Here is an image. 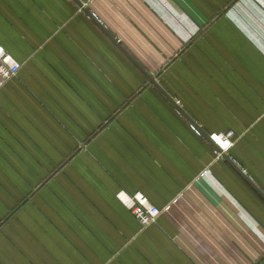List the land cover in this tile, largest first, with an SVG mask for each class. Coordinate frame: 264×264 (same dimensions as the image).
<instances>
[{
    "label": "crops",
    "instance_id": "1",
    "mask_svg": "<svg viewBox=\"0 0 264 264\" xmlns=\"http://www.w3.org/2000/svg\"><path fill=\"white\" fill-rule=\"evenodd\" d=\"M0 46V264H264V0H0Z\"/></svg>",
    "mask_w": 264,
    "mask_h": 264
},
{
    "label": "built area",
    "instance_id": "2",
    "mask_svg": "<svg viewBox=\"0 0 264 264\" xmlns=\"http://www.w3.org/2000/svg\"><path fill=\"white\" fill-rule=\"evenodd\" d=\"M20 68V63L16 62L6 53L2 46H0V77L2 79H7L18 73ZM192 128L200 134L199 130H197L194 125H192ZM233 134L234 131H229L226 134H219L216 138H214V140L220 145L218 138H222L226 142V146L223 147V149H225L231 145L230 138ZM119 198L127 207H129V209L132 210L143 225H149L155 222V220L162 213L160 208L150 203L147 197L141 193H137L135 195L120 193Z\"/></svg>",
    "mask_w": 264,
    "mask_h": 264
},
{
    "label": "water",
    "instance_id": "3",
    "mask_svg": "<svg viewBox=\"0 0 264 264\" xmlns=\"http://www.w3.org/2000/svg\"><path fill=\"white\" fill-rule=\"evenodd\" d=\"M89 15L94 19V16L91 14V13H89ZM116 42H117V40H115ZM143 70V69H142ZM144 71V70H143ZM145 72V74H146V76L149 78V80H150V82L151 83H153L157 88H159L162 92H164L171 100H172V102L175 104V105H177L176 104V102L165 92V90L161 87V85H159V83L156 81V79L154 78V77H152L150 74H148V73H146V71H144ZM178 106V105H177ZM178 108H179V110L181 111V113H183L186 117H188L189 118V120L193 123V124H195L194 123V121H192V119L189 117V115L181 108V107H179L178 106ZM195 126V125H194ZM199 132L206 138V139H208L210 142H212L213 143V141H212V139L208 136V135H206L203 131H201V130H199ZM222 153H223V155L228 159V161L231 163V164H234L233 163V161L230 159V157H228L227 156V154H224V152L222 151ZM247 180H248V177H247Z\"/></svg>",
    "mask_w": 264,
    "mask_h": 264
},
{
    "label": "rangeland",
    "instance_id": "4",
    "mask_svg": "<svg viewBox=\"0 0 264 264\" xmlns=\"http://www.w3.org/2000/svg\"><path fill=\"white\" fill-rule=\"evenodd\" d=\"M219 142H221V144H223L224 146H226V142L223 139H218Z\"/></svg>",
    "mask_w": 264,
    "mask_h": 264
},
{
    "label": "bare ground",
    "instance_id": "5",
    "mask_svg": "<svg viewBox=\"0 0 264 264\" xmlns=\"http://www.w3.org/2000/svg\"><path fill=\"white\" fill-rule=\"evenodd\" d=\"M218 139H222V138L219 137ZM219 143H221V142H219Z\"/></svg>",
    "mask_w": 264,
    "mask_h": 264
}]
</instances>
